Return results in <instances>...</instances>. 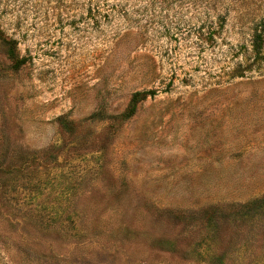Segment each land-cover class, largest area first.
<instances>
[{
    "label": "rangeland",
    "instance_id": "374dc122",
    "mask_svg": "<svg viewBox=\"0 0 264 264\" xmlns=\"http://www.w3.org/2000/svg\"><path fill=\"white\" fill-rule=\"evenodd\" d=\"M259 19L264 0H0V264H264Z\"/></svg>",
    "mask_w": 264,
    "mask_h": 264
},
{
    "label": "trees",
    "instance_id": "16d2710c",
    "mask_svg": "<svg viewBox=\"0 0 264 264\" xmlns=\"http://www.w3.org/2000/svg\"><path fill=\"white\" fill-rule=\"evenodd\" d=\"M7 41V53L13 60V65L17 67L22 62V58H16L14 55L15 40L8 39ZM247 59H250L246 63ZM244 63L246 66L256 65L264 67V20L259 19L252 23L251 34L249 39V55L244 57ZM152 90H136L130 94L127 105L122 112L118 114L121 119L130 117L136 109V105L139 101L145 99L148 95H153Z\"/></svg>",
    "mask_w": 264,
    "mask_h": 264
}]
</instances>
